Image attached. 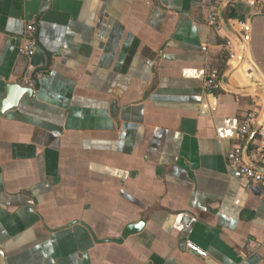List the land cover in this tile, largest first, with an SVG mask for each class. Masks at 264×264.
<instances>
[{
	"label": "crops",
	"instance_id": "0c3cea01",
	"mask_svg": "<svg viewBox=\"0 0 264 264\" xmlns=\"http://www.w3.org/2000/svg\"><path fill=\"white\" fill-rule=\"evenodd\" d=\"M213 3L0 0V101L34 90L0 114V264H264L261 189L227 162L264 144L238 140L264 118V8L236 3L218 31Z\"/></svg>",
	"mask_w": 264,
	"mask_h": 264
},
{
	"label": "built area",
	"instance_id": "2783aa9c",
	"mask_svg": "<svg viewBox=\"0 0 264 264\" xmlns=\"http://www.w3.org/2000/svg\"><path fill=\"white\" fill-rule=\"evenodd\" d=\"M239 2H247L255 10L264 8L263 0H214L210 8V25L216 28V30L222 31L224 26L220 21L221 11L235 7L236 3ZM236 26L240 27L239 31L243 43H249L251 39L250 25L237 22ZM36 33V23L29 22L26 25L24 45L20 48V54L27 59L33 58L38 49ZM225 49L231 60L237 59L239 48L233 41H229ZM206 72L205 88L208 91L219 90L221 88L220 72L211 67H207ZM30 82L31 81H26V83L32 85ZM253 102L259 104L262 100L257 96ZM260 118L261 112L259 110H253L249 112L239 124L238 140H240L241 143L252 134H257L264 140V125L260 124ZM262 147L263 148H260L256 153L249 155L245 152L244 147L239 144L227 155V162L230 168L240 171L242 179L248 180L253 186H257L261 189L262 199L264 200V144ZM187 248L203 258L206 257L203 251L190 243L187 244Z\"/></svg>",
	"mask_w": 264,
	"mask_h": 264
},
{
	"label": "water",
	"instance_id": "95a60500",
	"mask_svg": "<svg viewBox=\"0 0 264 264\" xmlns=\"http://www.w3.org/2000/svg\"><path fill=\"white\" fill-rule=\"evenodd\" d=\"M263 2H264V0H263ZM37 73L38 72H35L34 74L36 75ZM35 75L31 78V80L34 83L33 84L34 87L37 88L38 83L35 79ZM221 81H222V79H221ZM33 92H34V90L32 88L25 87L21 83L8 85L6 97H5V99L0 101V114H3L10 109L17 108L21 99L25 95H28L29 97H31L33 95ZM263 122H264V118L262 119V121H260V124L262 125ZM128 232H130V230Z\"/></svg>",
	"mask_w": 264,
	"mask_h": 264
}]
</instances>
